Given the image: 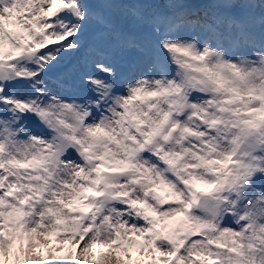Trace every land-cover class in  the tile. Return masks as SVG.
Returning <instances> with one entry per match:
<instances>
[{
  "label": "snow or ice",
  "instance_id": "6c2138e0",
  "mask_svg": "<svg viewBox=\"0 0 264 264\" xmlns=\"http://www.w3.org/2000/svg\"><path fill=\"white\" fill-rule=\"evenodd\" d=\"M0 264H264V0H0Z\"/></svg>",
  "mask_w": 264,
  "mask_h": 264
}]
</instances>
